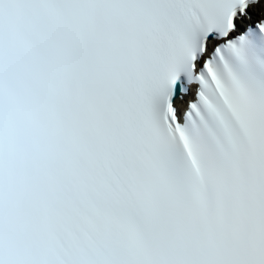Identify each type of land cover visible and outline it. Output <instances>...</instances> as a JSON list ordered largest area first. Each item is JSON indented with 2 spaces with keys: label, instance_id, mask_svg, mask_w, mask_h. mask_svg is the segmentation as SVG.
<instances>
[{
  "label": "snow or ice",
  "instance_id": "obj_1",
  "mask_svg": "<svg viewBox=\"0 0 264 264\" xmlns=\"http://www.w3.org/2000/svg\"><path fill=\"white\" fill-rule=\"evenodd\" d=\"M0 264H264V0H0Z\"/></svg>",
  "mask_w": 264,
  "mask_h": 264
}]
</instances>
